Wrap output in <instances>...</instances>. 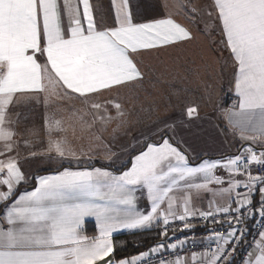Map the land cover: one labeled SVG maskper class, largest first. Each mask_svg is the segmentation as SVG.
I'll return each mask as SVG.
<instances>
[{
	"label": "snow or ice",
	"instance_id": "1",
	"mask_svg": "<svg viewBox=\"0 0 264 264\" xmlns=\"http://www.w3.org/2000/svg\"><path fill=\"white\" fill-rule=\"evenodd\" d=\"M113 3L115 19L109 25L94 17L89 0H0V156L12 153L16 144L10 106L43 95L46 105L75 96L88 109L71 113L67 120L56 119L54 114L46 118L48 151L61 160L76 157L67 136L69 129L75 135L72 121L80 124L82 132L91 130L96 122L124 124L122 104L105 93L143 81L146 73L137 57L145 50L195 38L190 28L170 14L136 22L129 0ZM176 6L188 8L193 17L198 11L182 2ZM212 8L206 13L213 21L205 26L206 31H219L221 50L228 52L235 68L236 99L223 114L229 129L241 141L251 143L233 156L192 166L180 148L164 139L148 143L119 174L108 168L61 165L63 170L34 177V188L18 196L16 189L27 176L17 157L8 155L0 159V204L4 205L0 264H142L151 255L162 254L168 247L176 249L185 241L160 243L115 261V233L162 224L161 235L167 236L176 221L190 230V219L199 216L217 222L219 215L230 218L225 221L230 230L227 235L214 233L216 247L203 254L206 258L199 264H231L234 245L245 234L239 227L245 215H259L264 224V175L252 174L253 166L264 167V150L255 148L257 144L264 148V0H213ZM38 57L44 58L43 63ZM109 108L115 109V116L109 114ZM196 112L195 107L187 108L189 117ZM217 169H224L229 179L217 175ZM225 183L227 187L210 188ZM241 188L243 193L236 191ZM138 191L146 192L149 210L138 207ZM256 191L261 200L253 210L249 205ZM201 192H212L230 203L194 210L192 201ZM89 217L96 222L95 236L85 234ZM258 236L245 264H264V230ZM191 259L196 261L197 254ZM159 264L188 261L176 257Z\"/></svg>",
	"mask_w": 264,
	"mask_h": 264
},
{
	"label": "crops",
	"instance_id": "2",
	"mask_svg": "<svg viewBox=\"0 0 264 264\" xmlns=\"http://www.w3.org/2000/svg\"><path fill=\"white\" fill-rule=\"evenodd\" d=\"M106 1L107 6H111V11L113 13L112 22L107 21V16L105 14H101L100 10H98L99 13L97 12V6L95 3L96 0H89V3L92 7L94 17L97 20L102 19L105 23L110 25L115 19V6L113 0ZM119 2L120 0H115V3ZM181 2L189 7H195L198 10L197 14H195V16L193 17V14L188 10V8L177 7L176 5ZM129 5L132 9L133 17L136 22H148L154 19H163L170 14L172 18L175 19L178 23H181L190 28L195 37L193 40L186 43L178 42L173 46L165 45L160 46L159 48L154 50H145L143 55L137 57V63L142 68V70L147 74L148 72H151L153 70H164L165 68L171 69L175 66L172 64V60H181L185 63L188 62V58L187 61H185L182 60V56L189 57V55L186 56L183 54H176V52H173V50H176L182 45H185L186 47L190 45H207L210 47V56L212 60H216L218 62V68L219 66L221 67L222 62L223 67H227L228 73L229 67L231 66L230 75L227 74L226 70H224L223 68L222 87L217 96V100L212 103V105L207 106L208 108H211V110L201 112L197 111L196 114L191 117L187 115V108L197 106H190L187 104L184 105L183 103H185L186 100H181V104L186 106V111H184L175 120H172L171 118H160L158 122L153 120L154 123L146 124L145 121H148L146 119L145 121H141V124L139 122H136V119L134 118L131 122L129 121L127 123H124L125 131L121 127L124 124H119L114 127L110 126L111 128H109V126H106L100 128L99 130H96L94 137L93 131L88 130L82 132L81 127H77L80 126V124L76 123L75 121H72V123H74L76 127L75 135H73L71 129H69L67 136L73 148H77V146L82 147L83 145L80 144H82L81 142L83 141H95V139H97L96 141L102 140L105 143L107 141H112L110 150L105 152L103 155H98L96 159L90 158L87 161H83V154L77 153L76 157H72L70 159L66 158L67 163H57L55 165L45 164V166L43 167L40 166L39 169L35 171V173L45 169L56 170L57 168L61 167V165H66V167H71L69 165L79 166V168H108L97 164L102 163L111 164L115 168H121L122 166L128 163V161L126 160L130 154L132 155V158H134V156L138 155L140 151L146 149V145L148 143H162L164 139H168L170 143H173L175 146L180 148V150L183 151L186 156H188L189 164L192 166L200 164L203 160L212 161L233 156L241 151L242 146H247L251 143L248 141H241L239 139V136L234 134L229 129L227 120L225 119L223 114V110L231 107L232 102L236 99V95L233 89L235 68L233 66L231 58L229 57L228 52L225 51V53L222 54H220L221 52H219V31H206L205 26L200 25L201 23L208 25L213 22L212 18L206 15L207 12L213 11V0H129ZM214 15L215 13L213 12V16ZM193 18L196 21L195 23L191 22ZM196 49H198V47H196ZM190 57H192V61L204 59V56H200L198 53H195ZM38 59H40L41 63H43L44 58L38 57ZM159 61H163L164 63L159 64ZM225 61L228 63L226 64ZM218 74L219 76H221L220 73L216 72V76H218ZM119 90H121V88L115 91ZM107 93L109 92H106L105 94ZM81 109L84 112L88 111V109L81 102V99L76 98L75 96H73V98L71 99L66 98L64 101H56L54 103L50 102L46 105L44 103L43 95H40L36 99H22L21 102L17 103L14 108L10 106V120L12 121L10 127L15 133L14 140L16 141V144L12 153H6L4 156H0V159H6L8 155L16 157H19L21 155L25 157H42L46 155L52 158H59L57 157L54 151L46 154H42L41 152H39L40 150L48 151L49 135L46 127V118L54 114L56 119L67 120L71 113L77 112V114H79L78 110ZM85 120L91 121V117L85 116ZM95 124L100 123L96 122ZM136 124H141V126L137 129L135 128ZM109 129H114V131L110 132ZM76 133L78 134L76 135ZM123 134L124 136L126 135L125 144H121V138L123 137ZM60 135L63 136L64 134L61 133ZM86 135L88 137H86ZM72 142H79L80 144L78 143L73 145ZM255 148L258 150H264V148H262L259 144L255 145ZM18 150L20 152L17 154L15 151ZM25 151L34 152L35 155L24 154L23 152ZM82 151H84V149ZM77 157H80L79 164H77V161H73ZM200 157H203V159L197 162L191 161L196 160ZM17 160L22 171H25V161L27 159ZM109 160L111 161V163H109ZM114 164L119 165V167ZM130 166L131 164L128 167ZM71 168L76 169L77 167ZM127 168L124 170H127ZM108 170L113 171L115 174H119L121 171H123H117L112 168H108ZM55 172L56 171H51L42 175L54 174ZM217 175L224 177L225 181L229 179V176L224 169H217ZM235 178L244 179V177L242 176H236ZM227 186V183L223 185L212 184L210 185V188L212 190H217L219 188ZM32 189H23L19 194H22L26 190ZM236 191L243 193L245 189L241 188L237 189ZM204 195L205 198L202 199L199 204H192L194 210L207 211L209 210L210 204L216 206L226 205L230 203V201L227 199L217 198L213 195L212 192H207ZM137 196V204L140 210H149L150 202L147 200L146 192L138 191ZM260 198L261 194L259 193V191H256L252 196V200L254 201H258ZM235 206V203H231V207L235 208ZM3 211L4 205L0 204V213H3ZM88 221L93 222L96 226L94 218H87L85 223ZM161 226L162 224L154 225L153 227L147 230L121 231L115 233L113 235V240L116 243V249L120 250L128 245H134L137 247L149 240H156V242H152L147 247V249L142 252L149 251L152 247L163 243V235H161ZM97 234L98 229L96 226L95 235ZM254 250L255 248H253L252 253L254 252ZM138 254L140 253L134 254L132 256H136ZM132 256L120 258L115 256L114 254V260L119 261L124 258H131ZM191 257L192 256L185 257L188 261V264H199L200 260L206 258L203 255H199L197 256L196 261H192Z\"/></svg>",
	"mask_w": 264,
	"mask_h": 264
},
{
	"label": "rangeland",
	"instance_id": "3",
	"mask_svg": "<svg viewBox=\"0 0 264 264\" xmlns=\"http://www.w3.org/2000/svg\"><path fill=\"white\" fill-rule=\"evenodd\" d=\"M105 1L106 0H98L97 2L96 0V8L100 10V13L107 16V21L112 22L113 13L111 11V6H107V1ZM200 25L206 26L204 23H201ZM196 47H198V49H196ZM173 52L186 56L189 55V57L182 56V60L187 61L188 58V62L184 63L181 60H172V64L175 65L173 68L153 70L146 74L141 83L133 84L127 88H121L119 91L105 94V96L110 99L115 98L116 102L122 104L125 112V123L129 121L131 122L134 118L136 119L135 121L139 123L147 119L148 121H145L146 124H152L154 121L158 122L160 118H171L172 120H175L184 111H186V106H184L185 104L197 106L195 108L198 112L211 110V108H208L207 106L212 105V103L217 100V96L222 87L223 68L227 73V67H223L221 62V67L219 66L218 68V62L216 60H212L210 56L211 50L207 45H190L187 47L182 45L176 50H173ZM219 52H221L220 54L225 53V51L221 50V46H219ZM195 53H198L200 56H204V59L192 61V57L190 56ZM163 63V61H159V64ZM225 63L227 64L228 62L225 61ZM216 72L220 73L221 76H219V74L216 76ZM230 73L231 66L229 67V72L227 74L230 75ZM181 100H186L185 103H183L184 105L181 104ZM108 111L110 115H116L114 108H109ZM111 123L107 125L109 128H111L110 126L114 127L119 125V121ZM141 124H136L135 128L138 129ZM77 127L80 128V126ZM102 127L106 126L94 124V127L89 131H93L94 137L95 131ZM121 127L125 131V124ZM109 131L113 132L114 129H109ZM77 134L78 133H76V135ZM124 134L121 138V144H125L126 135L124 136ZM86 137L88 136L86 135ZM96 140L97 139H95V141H83L81 142L82 144L79 142H72L73 145L78 143L83 145L82 147L77 146V148H74L76 153L84 155L83 161H87L90 158L96 159L98 155H103L105 152L110 150L112 141H107L105 143L102 140ZM83 149L84 151H82ZM0 152H3V142H0ZM15 152L18 154L20 151L18 150ZM39 152L42 154L50 153V151L47 150H40ZM23 153L32 154L34 152L25 151ZM67 158L70 159L72 157ZM17 159H27L25 161L26 170L24 171L27 176V180L25 182L30 181L32 176L35 174V171H37L40 166L43 167L45 164L55 165L57 163H67L66 159L61 160L60 158H52L46 155L42 157H25L21 155L17 157ZM79 159L80 157H77L73 161H77V164H79ZM132 159V155L130 154L126 161H131ZM117 166L119 167V165ZM205 193L207 192H201L198 196L194 197L192 204H199L202 199L205 198Z\"/></svg>",
	"mask_w": 264,
	"mask_h": 264
},
{
	"label": "built area",
	"instance_id": "4",
	"mask_svg": "<svg viewBox=\"0 0 264 264\" xmlns=\"http://www.w3.org/2000/svg\"><path fill=\"white\" fill-rule=\"evenodd\" d=\"M252 174L264 175V167L253 166ZM260 200L261 198L258 201L252 200L249 208L258 209ZM229 219L228 216L219 215L216 217L217 222H213L208 218L196 216L189 220L192 225L190 230H185L181 222H174L168 231V235L163 236V243L170 245L184 240L185 244L176 249L168 247L162 254H154L146 258V262H142V264H159L160 260L168 262L175 260L176 257L192 256L193 253L197 256L210 253L216 247V242L212 239L214 233L227 235L230 225L225 221ZM162 227L163 225L161 229ZM239 227L244 230L245 234L239 243L234 245L235 251L231 256V264H245L249 258V253H252L253 248H255L254 241L259 240L258 232L264 230V224H262V218L259 215H245L243 223Z\"/></svg>",
	"mask_w": 264,
	"mask_h": 264
},
{
	"label": "trees",
	"instance_id": "5",
	"mask_svg": "<svg viewBox=\"0 0 264 264\" xmlns=\"http://www.w3.org/2000/svg\"><path fill=\"white\" fill-rule=\"evenodd\" d=\"M98 2V0H97ZM97 12H98V9H97ZM98 14V13H97ZM102 14V13H101ZM203 159V157H200L196 160H191L192 162H197L199 160ZM98 165H101V166H105V167H108V168H112V169H115L117 171H121V170H124L126 169L130 164H131V161H128V163L124 166H122L121 168H115L113 167L112 165H107V164H102V163H97ZM68 166V165H67ZM71 167H79V166H72V165H69ZM63 167H66L63 166ZM63 168L62 167H59L57 168L56 170H49V169H45V170H41L37 173H35L32 178L30 179L29 182H24L22 183L17 189H16V194L18 195L23 189H32L34 188L35 186V180H34V177L38 176V175H42V174H46V173H49L51 171H57V170H62ZM84 229H85V233L88 234V235H95L96 234V226L93 222H86L85 225H84ZM137 233V232H136ZM138 234V233H137ZM152 242H156V240L152 239V240H149L147 242H144L142 243L140 246H134V245H128L126 246L125 248L123 249H116L115 250V256L117 257H128V256H132L134 254H137V253H141L142 251H144L145 249H147V247L152 243Z\"/></svg>",
	"mask_w": 264,
	"mask_h": 264
},
{
	"label": "water",
	"instance_id": "6",
	"mask_svg": "<svg viewBox=\"0 0 264 264\" xmlns=\"http://www.w3.org/2000/svg\"><path fill=\"white\" fill-rule=\"evenodd\" d=\"M113 260H114V254H113Z\"/></svg>",
	"mask_w": 264,
	"mask_h": 264
}]
</instances>
